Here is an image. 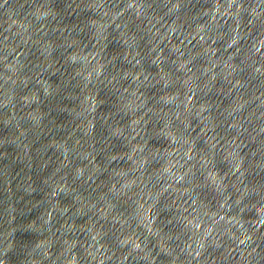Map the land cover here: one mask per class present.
I'll use <instances>...</instances> for the list:
<instances>
[{
    "label": "water",
    "instance_id": "95a60500",
    "mask_svg": "<svg viewBox=\"0 0 264 264\" xmlns=\"http://www.w3.org/2000/svg\"><path fill=\"white\" fill-rule=\"evenodd\" d=\"M0 264H264V0H0Z\"/></svg>",
    "mask_w": 264,
    "mask_h": 264
}]
</instances>
